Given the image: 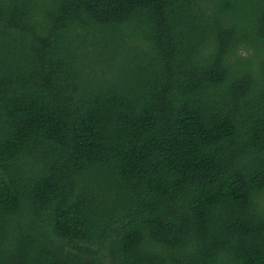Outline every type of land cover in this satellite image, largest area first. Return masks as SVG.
<instances>
[{
    "label": "trees",
    "instance_id": "16d2710c",
    "mask_svg": "<svg viewBox=\"0 0 264 264\" xmlns=\"http://www.w3.org/2000/svg\"><path fill=\"white\" fill-rule=\"evenodd\" d=\"M0 264H264V0H0Z\"/></svg>",
    "mask_w": 264,
    "mask_h": 264
}]
</instances>
